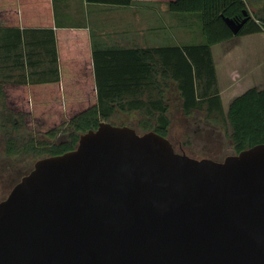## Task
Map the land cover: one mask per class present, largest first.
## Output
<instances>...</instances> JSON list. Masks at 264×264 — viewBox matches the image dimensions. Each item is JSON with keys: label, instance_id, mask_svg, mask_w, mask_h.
I'll return each instance as SVG.
<instances>
[{"label": "water", "instance_id": "95a60500", "mask_svg": "<svg viewBox=\"0 0 264 264\" xmlns=\"http://www.w3.org/2000/svg\"><path fill=\"white\" fill-rule=\"evenodd\" d=\"M0 264H264V144L198 160L103 122L0 201Z\"/></svg>", "mask_w": 264, "mask_h": 264}, {"label": "trees", "instance_id": "16d2710c", "mask_svg": "<svg viewBox=\"0 0 264 264\" xmlns=\"http://www.w3.org/2000/svg\"><path fill=\"white\" fill-rule=\"evenodd\" d=\"M87 2L132 4V0ZM169 9L198 14L204 44L89 52L63 45L57 49L54 37L56 48L51 61L57 66L46 77H39L24 70L26 64L36 66L41 56L23 44V37L27 32H52L50 0H0V41L6 42L3 52L20 71L0 79L4 155L20 161L63 155L76 149L80 137L98 129L101 123L117 126L114 119L120 113L139 116L136 125L128 127H138L141 134L156 132L169 138L167 92L173 86L181 96L185 117L198 114L231 129L233 155L264 144V89L247 90L231 102L226 112L211 54L216 44L264 33V17L251 14L246 0H174ZM244 11L249 12L250 19L234 35L224 18L239 22ZM35 56L39 57L37 61L32 60Z\"/></svg>", "mask_w": 264, "mask_h": 264}, {"label": "crops", "instance_id": "0c3cea01", "mask_svg": "<svg viewBox=\"0 0 264 264\" xmlns=\"http://www.w3.org/2000/svg\"><path fill=\"white\" fill-rule=\"evenodd\" d=\"M173 1L132 0L131 5L124 6L89 3L87 0H50L54 18L53 27L49 28L52 32H27L24 35L23 44L30 49L38 47L41 56L37 70L28 64L24 70L46 77L57 66L51 61L52 51L56 48L54 37L57 49L63 45L89 52L204 44L200 16L172 12L169 4ZM246 2L251 14L255 12L264 17V0ZM4 44L6 42L0 41V51L4 50ZM211 54L224 110H229L231 102L247 90L264 89L250 85L256 81L257 84L264 83V65L261 63L262 59L264 61V33L234 37L216 44L211 47ZM256 60L258 62L254 64ZM254 65L256 71L252 69ZM171 95L180 100L183 110L181 96L174 86L167 92L168 103Z\"/></svg>", "mask_w": 264, "mask_h": 264}, {"label": "rangeland", "instance_id": "374dc122", "mask_svg": "<svg viewBox=\"0 0 264 264\" xmlns=\"http://www.w3.org/2000/svg\"><path fill=\"white\" fill-rule=\"evenodd\" d=\"M251 11L253 12V10ZM195 15L198 16V14ZM191 31L193 32V28ZM197 31H200V26H198ZM193 34V36H195L194 32ZM32 52H39L38 48H33ZM38 59L39 57L35 56L32 60L37 61ZM257 62L258 61L256 60L254 64H257ZM38 63L34 67L36 70L39 66ZM261 63L264 65L263 59ZM13 64V59L8 57L5 52L0 51V67H2L0 68L2 69L0 71V79H6L7 77L20 72L18 69L13 67ZM262 68L264 69V67ZM252 69L256 71V65H254ZM250 85L264 88V83L257 84V81L256 83ZM170 97H172L169 100L171 106L169 110L171 126L169 129L168 139L173 144L176 152L185 153L189 157L198 160L212 159L218 162H222L226 157L234 154L231 141L229 140L231 129H225L221 125L206 121L198 114L189 118L185 117L183 110H181L180 100L174 98L173 95ZM1 111L2 109L0 106V115ZM225 111L227 112L228 110ZM114 120V122L117 123V126H129L132 123L133 125H136V121L139 120V116L120 113ZM135 129L139 134H141L138 127ZM4 142V137L0 134V201L8 197L14 186L22 179L23 176L29 174L33 170L34 164L38 161L36 158L20 161L19 158L11 159L6 157L3 153Z\"/></svg>", "mask_w": 264, "mask_h": 264}]
</instances>
